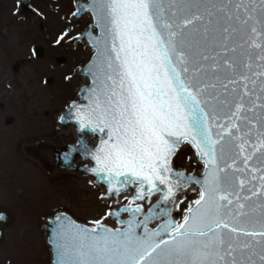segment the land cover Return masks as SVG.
Instances as JSON below:
<instances>
[{
	"label": "snow or ice",
	"instance_id": "obj_1",
	"mask_svg": "<svg viewBox=\"0 0 264 264\" xmlns=\"http://www.w3.org/2000/svg\"><path fill=\"white\" fill-rule=\"evenodd\" d=\"M91 9L101 29L93 86L69 114L82 133L100 134L95 151L86 136L80 143L106 195L118 203L135 188L107 214L122 228L57 217V264H264V0H95ZM185 141L203 179L173 168ZM192 183L199 198L178 222L169 205Z\"/></svg>",
	"mask_w": 264,
	"mask_h": 264
},
{
	"label": "rangeland",
	"instance_id": "obj_2",
	"mask_svg": "<svg viewBox=\"0 0 264 264\" xmlns=\"http://www.w3.org/2000/svg\"><path fill=\"white\" fill-rule=\"evenodd\" d=\"M30 21L18 13L16 0H0V207L12 224L0 240V264H48L49 254L41 230L42 218L62 209L77 219L95 222L105 217L109 202L89 180L64 175L49 180L35 165L22 161L17 146L54 134L58 114L74 98L81 84L77 69L92 52L75 41L91 22V16L74 19V0H30ZM69 33L57 43L63 33ZM42 50V57L34 48ZM19 64L17 71L11 66ZM10 117L12 123L4 124ZM65 139L64 131L55 132ZM72 136V133H71ZM189 147L180 151L174 165L195 169ZM198 197L188 191L177 200L180 220ZM124 199L122 203H125ZM180 201H183L182 203Z\"/></svg>",
	"mask_w": 264,
	"mask_h": 264
},
{
	"label": "water",
	"instance_id": "obj_3",
	"mask_svg": "<svg viewBox=\"0 0 264 264\" xmlns=\"http://www.w3.org/2000/svg\"><path fill=\"white\" fill-rule=\"evenodd\" d=\"M29 1L30 0H23V3H22L21 0H17L18 5L20 7L19 13L23 14L25 17V20L28 22L30 21L31 15L34 14ZM94 2L95 0H76L75 1L76 10L73 14L74 19H77L81 16H85L87 14H90L92 17L93 22L88 24L86 30L77 37V40L85 41L88 49L93 50V54L90 60L82 68L78 70L79 74L82 77V84L78 88L75 97L71 100V102L68 104L65 110L61 113L60 118L55 128V131L57 133L61 131H66L69 128H72L75 141L70 144H64L56 136L52 139L42 138V139L30 141V142H22L19 144L18 149L26 159L36 164L47 176L51 178H54L61 173H71V174H76L77 176H80V177L90 178L94 184H96L98 187H100L104 191L103 199L112 200V208L110 211H115L119 207H123V206L119 205V202L114 203L115 197L109 198L106 195L107 185L103 182H100L97 176L92 173L91 168L95 167V161L92 159L90 153H87L84 151V146L82 143H80V137L82 135L86 136L88 147L92 151H95V149L99 147L100 145V134L97 133L94 135L90 131L82 133L79 130L77 121L74 118V114L73 115L69 114L70 112L74 113V109H72L71 107L73 102H75L76 104L80 106L87 105L88 103L87 97L89 95L88 89H90L93 86V77L90 74L89 69L93 66V63L95 62V58L97 54V48L94 44V40L96 38H99L101 35V29L99 28V26H97V23H96V15L93 13L91 9V6L93 5ZM95 30L97 31L96 33L94 32ZM35 55L37 57H41L42 56L41 49L36 48ZM17 69H18V64L17 63L13 64L12 70L17 71ZM256 103L257 105H259L260 101H257ZM0 108H3L2 103H0ZM61 117H64V118L61 119ZM10 123H11V119L6 118L5 124H10ZM187 144H189L193 149L192 158L202 163L203 165L202 169L198 173H194V172L190 173V172H187L183 168H176L174 167V165H173V168L175 171L184 172L185 175H191L199 179H203L205 165H204L203 160L197 154L196 149L192 146V144L187 141L183 142L180 145L177 153L180 150H182ZM77 149H79V151H77ZM78 162H83V164L80 165L78 164ZM190 187L198 188V190L200 191L199 184L192 183V184H189L187 188L179 192L178 195H180L184 190ZM134 188L135 186H129L128 191L123 193L121 197L128 196L129 201H130L132 199V196L134 195ZM159 196H160L159 193L153 195L151 203L155 204L157 200L159 199ZM145 207L146 208L148 207L147 203H145ZM169 207L172 208V218L177 221V219L173 216V211L175 209V206L169 205ZM65 216L68 217L70 220L74 221L75 223L83 225L85 227L92 228L94 226V224L86 225L76 220L69 213L65 211H56L52 213L49 217L44 219L41 225V229L45 236L46 249L50 255V264H57V260H58L56 244L54 241L55 230H56V225H57V217L62 218ZM128 218H129L128 213H121L119 219L126 220ZM102 222L109 228L115 229V228L123 227V225H121L119 220L114 216H107V218L103 220ZM161 222L162 220H153L149 223V227L155 228ZM8 224H9L8 217L6 216L4 212L0 211V237L3 232V229ZM140 231H142V229H140Z\"/></svg>",
	"mask_w": 264,
	"mask_h": 264
},
{
	"label": "bare ground",
	"instance_id": "obj_4",
	"mask_svg": "<svg viewBox=\"0 0 264 264\" xmlns=\"http://www.w3.org/2000/svg\"><path fill=\"white\" fill-rule=\"evenodd\" d=\"M191 152H192V150H191ZM191 160H192V163H193L195 166H197V168H195V169H189V168H187V167H184L183 169H185L187 172H190V173H191V172L198 173V172L202 169V166H203L202 163L196 161V160L193 159V158H192ZM193 190H196V191L198 192V188L196 189V188H194V187H190V188L184 190L180 195H178L177 200H178L179 197L182 196L183 194L187 193L188 191H193ZM151 201H152V198H151ZM176 210H177V208L175 207L173 213H175Z\"/></svg>",
	"mask_w": 264,
	"mask_h": 264
},
{
	"label": "flooded vegetation",
	"instance_id": "obj_5",
	"mask_svg": "<svg viewBox=\"0 0 264 264\" xmlns=\"http://www.w3.org/2000/svg\"><path fill=\"white\" fill-rule=\"evenodd\" d=\"M1 111V110H0ZM56 122V121H55ZM55 122H54V126H53V130H54V127H55ZM6 126H9V125H6ZM64 135H65V139H63V141L64 142H71L72 141V136H71V132H67V133H64ZM50 136H53V134L52 135H43V136H41V137H50ZM36 138H38V137H36ZM33 139H35V138H33ZM32 140V139H31ZM22 157V156H21ZM22 161H25L26 163H29L27 160H25L23 157H22ZM62 176H64V175H61V176H58V178H60V177H62ZM0 210H3V211H5L6 213H7V215L9 216V214H8V212L4 209V208H1L0 207ZM9 218H10V222H11V224H12V218L9 216ZM10 224V225H11ZM8 228V227H7Z\"/></svg>",
	"mask_w": 264,
	"mask_h": 264
}]
</instances>
